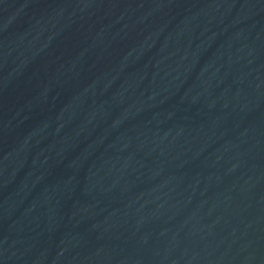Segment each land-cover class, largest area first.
Segmentation results:
<instances>
[{
    "label": "water",
    "instance_id": "obj_1",
    "mask_svg": "<svg viewBox=\"0 0 264 264\" xmlns=\"http://www.w3.org/2000/svg\"><path fill=\"white\" fill-rule=\"evenodd\" d=\"M0 264H264V0H0Z\"/></svg>",
    "mask_w": 264,
    "mask_h": 264
}]
</instances>
